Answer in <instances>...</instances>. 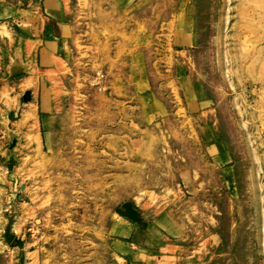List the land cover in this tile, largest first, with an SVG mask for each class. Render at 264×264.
Wrapping results in <instances>:
<instances>
[{"label": "rangeland", "instance_id": "374dc122", "mask_svg": "<svg viewBox=\"0 0 264 264\" xmlns=\"http://www.w3.org/2000/svg\"><path fill=\"white\" fill-rule=\"evenodd\" d=\"M0 264H264V0H0Z\"/></svg>", "mask_w": 264, "mask_h": 264}]
</instances>
